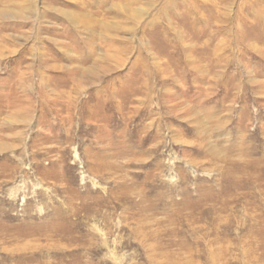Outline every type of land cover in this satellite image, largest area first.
<instances>
[{
  "label": "rangeland",
  "instance_id": "obj_1",
  "mask_svg": "<svg viewBox=\"0 0 264 264\" xmlns=\"http://www.w3.org/2000/svg\"><path fill=\"white\" fill-rule=\"evenodd\" d=\"M0 264H264V0H0Z\"/></svg>",
  "mask_w": 264,
  "mask_h": 264
}]
</instances>
